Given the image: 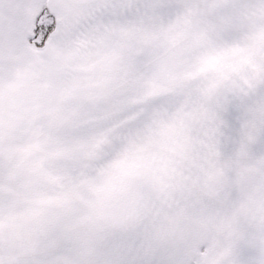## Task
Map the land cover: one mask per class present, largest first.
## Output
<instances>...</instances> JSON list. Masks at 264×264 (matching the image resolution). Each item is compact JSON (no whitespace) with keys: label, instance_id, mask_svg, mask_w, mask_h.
I'll use <instances>...</instances> for the list:
<instances>
[{"label":"snow or ice","instance_id":"obj_1","mask_svg":"<svg viewBox=\"0 0 264 264\" xmlns=\"http://www.w3.org/2000/svg\"><path fill=\"white\" fill-rule=\"evenodd\" d=\"M0 264H264V0H0Z\"/></svg>","mask_w":264,"mask_h":264}]
</instances>
